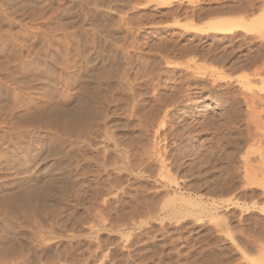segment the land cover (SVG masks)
Returning a JSON list of instances; mask_svg holds the SVG:
<instances>
[{"label":"rangeland","instance_id":"374dc122","mask_svg":"<svg viewBox=\"0 0 264 264\" xmlns=\"http://www.w3.org/2000/svg\"><path fill=\"white\" fill-rule=\"evenodd\" d=\"M263 19L0 0V264H264Z\"/></svg>","mask_w":264,"mask_h":264},{"label":"bare ground","instance_id":"6f19581e","mask_svg":"<svg viewBox=\"0 0 264 264\" xmlns=\"http://www.w3.org/2000/svg\"><path fill=\"white\" fill-rule=\"evenodd\" d=\"M240 6H242V4ZM243 6L246 7L245 5ZM248 6L250 5L248 4ZM261 20L250 22V21L245 20L242 17H232V16L224 17L223 16V17H217L216 19L210 20L208 22L206 21L207 23L205 24H201V25L198 24L194 26V28L197 31L213 30L215 32L228 33V34L237 33L238 31H242V30H245L247 32H250V31L253 32L255 27L261 23Z\"/></svg>","mask_w":264,"mask_h":264}]
</instances>
